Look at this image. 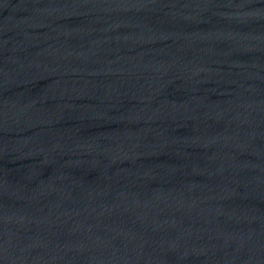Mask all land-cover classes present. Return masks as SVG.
<instances>
[{
    "label": "water",
    "instance_id": "water-1",
    "mask_svg": "<svg viewBox=\"0 0 264 264\" xmlns=\"http://www.w3.org/2000/svg\"><path fill=\"white\" fill-rule=\"evenodd\" d=\"M0 264H264V0H0Z\"/></svg>",
    "mask_w": 264,
    "mask_h": 264
}]
</instances>
